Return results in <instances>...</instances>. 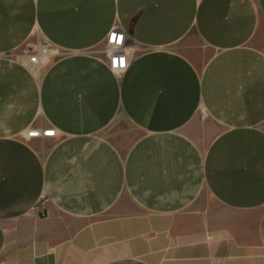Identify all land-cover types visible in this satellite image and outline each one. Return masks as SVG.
I'll use <instances>...</instances> for the list:
<instances>
[{"label": "crops", "instance_id": "crops-1", "mask_svg": "<svg viewBox=\"0 0 264 264\" xmlns=\"http://www.w3.org/2000/svg\"><path fill=\"white\" fill-rule=\"evenodd\" d=\"M34 32L54 51L39 73L18 56ZM13 263L264 264V0H0Z\"/></svg>", "mask_w": 264, "mask_h": 264}, {"label": "built area", "instance_id": "built-area-1", "mask_svg": "<svg viewBox=\"0 0 264 264\" xmlns=\"http://www.w3.org/2000/svg\"><path fill=\"white\" fill-rule=\"evenodd\" d=\"M108 32L104 41L105 59L109 68L117 75H121L129 62L127 47L125 45L126 32H124L123 28L116 25L112 26ZM52 54V50L47 48L44 44H35L30 46V48H26V50L18 54V56L33 72L39 73L49 62V57ZM56 134L57 128L54 127H47V129L31 127L27 130V136L32 138L55 136Z\"/></svg>", "mask_w": 264, "mask_h": 264}, {"label": "rangeland", "instance_id": "rangeland-1", "mask_svg": "<svg viewBox=\"0 0 264 264\" xmlns=\"http://www.w3.org/2000/svg\"><path fill=\"white\" fill-rule=\"evenodd\" d=\"M35 44H44L47 48L52 50V53L54 54L53 48H51L50 41H48L44 36H42L40 33L38 34L37 32H34L30 35V39L25 44H22L18 49L21 50V52L25 51L26 48H30V46H33ZM52 54V55H53ZM121 129L125 132L130 131V126L129 124L125 122H120ZM113 134V132H111ZM113 138L120 139L121 141H124L119 135H112ZM199 201H202L203 204L205 205H214V201H212V198L210 194H208L205 190L202 191L201 196L199 197Z\"/></svg>", "mask_w": 264, "mask_h": 264}, {"label": "bare ground", "instance_id": "bare-ground-1", "mask_svg": "<svg viewBox=\"0 0 264 264\" xmlns=\"http://www.w3.org/2000/svg\"><path fill=\"white\" fill-rule=\"evenodd\" d=\"M47 51H49V50H47Z\"/></svg>", "mask_w": 264, "mask_h": 264}]
</instances>
